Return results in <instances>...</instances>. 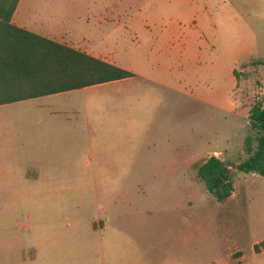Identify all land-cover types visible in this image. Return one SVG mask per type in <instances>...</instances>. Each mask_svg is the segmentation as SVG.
Returning a JSON list of instances; mask_svg holds the SVG:
<instances>
[{"label":"rangeland","instance_id":"rangeland-1","mask_svg":"<svg viewBox=\"0 0 264 264\" xmlns=\"http://www.w3.org/2000/svg\"><path fill=\"white\" fill-rule=\"evenodd\" d=\"M59 1L41 4L43 12L77 13L74 37L137 76L130 87L0 105L2 142L19 134L8 125L51 122L49 109L82 112L59 149L41 156V182L0 192V236L50 222L60 264H264V251H254L264 239V176L237 167L248 157L250 108L264 99V65L243 66L264 58V0ZM100 10L107 22L96 20ZM116 92L123 98L109 105ZM212 155L230 164L234 192L225 202L198 176Z\"/></svg>","mask_w":264,"mask_h":264},{"label":"trees","instance_id":"trees-1","mask_svg":"<svg viewBox=\"0 0 264 264\" xmlns=\"http://www.w3.org/2000/svg\"><path fill=\"white\" fill-rule=\"evenodd\" d=\"M19 0H0V105L132 77L134 72L85 51L16 25L12 17ZM264 58L243 66L257 69ZM234 75L238 80L237 70ZM252 133L245 138L248 157L240 171L264 176V99L249 112ZM229 162L210 156L198 167V176L219 202L234 192ZM233 165V163H232ZM254 251H264V239Z\"/></svg>","mask_w":264,"mask_h":264},{"label":"crops","instance_id":"crops-1","mask_svg":"<svg viewBox=\"0 0 264 264\" xmlns=\"http://www.w3.org/2000/svg\"><path fill=\"white\" fill-rule=\"evenodd\" d=\"M55 1L56 0H19L14 15L12 17V21L16 25L25 28L31 32L59 41L70 47L85 51L95 57H100L108 62L119 65L135 73V71L131 70L125 65L117 63L113 59L94 55L90 51V49L93 47L89 45V42L84 43L77 37H74L76 36L74 34L77 27L79 26V24H82L81 16H79L77 13L65 12L63 15H59V13L57 12H54L52 14L44 13V6L42 7L41 4L54 5L56 3H60V1ZM72 8L73 6L71 5L67 9L71 10ZM105 12H108V10H105ZM95 17L98 21H101L102 19L104 22H107L106 16L103 15V12L101 10L98 14H96ZM96 24L102 25L101 22H96ZM186 44L187 41L183 43V45ZM185 51L186 46H183L182 55L185 53ZM232 72L234 75V68L232 69ZM136 76L137 75L135 73V75L132 77L87 86L74 90H83L85 88L110 83L125 84L130 87L132 85L129 84L130 81L134 80ZM234 77L237 80L235 75ZM236 85L237 83L234 84V87L232 88L233 90ZM74 90L64 91L55 94L70 93ZM232 92L229 94L230 96L226 98L228 105L224 106L227 107L229 110L233 109V104L231 101ZM123 95L124 94L120 92L109 94L108 104H114V100L122 99ZM111 108L113 109V107ZM49 110L50 115L52 116L51 122H22L20 124L8 125L9 128L7 129V131L13 129V131L19 132V134H17L15 137H12V134L7 135L4 142H2V139L0 140L1 193L12 192L13 188H15V186H18L21 189L16 191L15 193L22 194L23 188L27 190L29 183L37 184L39 183V181L41 182V178L45 177L44 170L46 169V163L42 161L41 156L45 154H54V150L59 149L62 139V131L70 132V128L75 126L71 123V121L74 122V119H77L75 118V116L80 115V113H82L80 110H73L68 112L64 110ZM84 111H86V108L84 109ZM56 117H63L65 119V123L61 124L59 122H55ZM87 118L88 120H90L89 122H87V124L90 126L92 123L91 121L94 120V118L90 119L88 114ZM114 120L116 121V119ZM138 123L139 121L137 122V125H135L134 119H132L129 123V127H133L134 130L138 129ZM89 126L86 125L85 127H83V131H92L91 129H89ZM135 126L137 127L134 128ZM82 135L83 132L81 133V136ZM90 143L93 142L89 137L88 139H86V145H88L89 147ZM199 154L200 153L197 151H195L194 153L192 152V154L187 159V162L189 163L195 161ZM50 176H53L52 172H50ZM42 223L43 224L37 225V230L35 232L32 229H28L26 233L23 234L20 230H16L15 236L13 237L12 235L0 236V259L3 255L6 256L3 262L2 260H0V264H60L59 257L61 253V245L58 242V235H56L53 225L50 226L46 224L50 222ZM15 226H17V224H9L8 230L11 227L14 228ZM18 227H20L21 229L23 228L21 226ZM50 227L52 229H50ZM3 233H6V230H4ZM33 233H35V240L30 238ZM101 257L104 258L103 253H101Z\"/></svg>","mask_w":264,"mask_h":264},{"label":"water","instance_id":"water-1","mask_svg":"<svg viewBox=\"0 0 264 264\" xmlns=\"http://www.w3.org/2000/svg\"><path fill=\"white\" fill-rule=\"evenodd\" d=\"M219 159H223V155H216ZM230 165V164H228Z\"/></svg>","mask_w":264,"mask_h":264}]
</instances>
